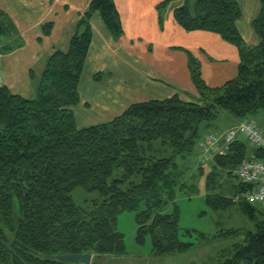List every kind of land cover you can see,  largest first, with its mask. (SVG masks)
<instances>
[{
  "label": "trees",
  "instance_id": "1",
  "mask_svg": "<svg viewBox=\"0 0 264 264\" xmlns=\"http://www.w3.org/2000/svg\"><path fill=\"white\" fill-rule=\"evenodd\" d=\"M173 3H177L173 18L182 30L215 34L238 51L236 76L209 88L199 61L184 50L190 80L204 101L201 105L199 100L173 95L132 103L106 122L76 126L73 108L79 104L78 84L92 43L91 17L100 16L114 41L124 34L114 0L90 2L67 50L49 57L34 98L0 88V264H71L56 260L63 254L122 256L125 246L117 230L122 212L135 213L136 240L142 243L149 235L153 255L191 249L192 244L179 240L177 208L172 214L159 213L183 186L185 171L177 159L191 155L203 122H214L222 111L240 120L264 113V0L252 22L258 38L254 46H248L236 28L241 17L237 0H164L156 7L160 27L163 13ZM51 29L52 24L44 25L42 34L48 36ZM17 36L0 10L1 54L22 47L18 38L14 47L3 45ZM99 74L94 80L101 79ZM166 149L171 150L170 157L157 156ZM252 158H264V151L236 142L215 158L214 167L231 177ZM215 172L206 178L207 190L216 184ZM75 188L96 193L98 199L88 209L78 207L72 198ZM234 188L237 194L245 187L239 183ZM205 202L214 211L238 204L256 228L223 252L219 264H264V213L256 219L260 208L233 203L220 194H207Z\"/></svg>",
  "mask_w": 264,
  "mask_h": 264
},
{
  "label": "crops",
  "instance_id": "2",
  "mask_svg": "<svg viewBox=\"0 0 264 264\" xmlns=\"http://www.w3.org/2000/svg\"><path fill=\"white\" fill-rule=\"evenodd\" d=\"M91 1L0 0V10L18 33L3 45L14 47L17 38L22 41V47L0 53V88L5 87L24 98H34L49 57L55 51L67 50ZM162 1L114 0L124 31L117 41L112 39L97 13L91 17L92 43L78 84L81 103L87 107L73 108L78 128L109 121L132 103L163 100L173 95L182 98L196 95L184 50L199 61L202 77L209 87H221L236 76L237 49L215 34L182 30L173 18L177 3L165 10L162 26H159L156 7ZM240 2L246 3L248 18L255 19L260 11V0ZM241 22L240 19L236 27L239 33ZM46 24H52L48 36L42 34ZM242 24L245 28L250 22ZM240 35L246 44L257 45L254 31ZM99 72H108L113 79L98 84L92 77ZM261 120L263 126L259 127L264 131V117ZM234 124L232 121L227 129Z\"/></svg>",
  "mask_w": 264,
  "mask_h": 264
},
{
  "label": "rangeland",
  "instance_id": "3",
  "mask_svg": "<svg viewBox=\"0 0 264 264\" xmlns=\"http://www.w3.org/2000/svg\"><path fill=\"white\" fill-rule=\"evenodd\" d=\"M238 1L241 11L240 19L242 20L240 34H244L246 31L253 32L252 22L254 19L250 20L248 18L245 12L246 3H241L240 0H237V2ZM253 4L254 3L251 2V6ZM258 6L259 10L260 3ZM240 19L236 22V27ZM247 21H249L250 24H248V26L245 24V28H243L242 23ZM99 73L102 75L101 79L94 80V77L96 78V75ZM99 73L94 74L92 77L98 84H103L105 81L113 79V76L108 72ZM205 85L209 87L206 83ZM183 99H187L188 101L190 99L194 101L195 99L199 100L201 101L198 103L200 105L204 103L197 92L196 95H188L187 97H183ZM83 104L84 103H81L79 97V104L74 109ZM262 117H264V113L260 112L257 115L248 116L240 120L222 111L214 122H203L201 124L199 138L191 155L184 159H177L181 169L185 171L183 175L184 178L181 180L183 186L175 190L173 203L170 202L166 204L160 210L159 214H172L175 207L177 208L179 217L178 237L181 242L192 244L189 251L184 253L165 254L162 256L153 255L152 241L149 235L144 237L142 243H138L136 240L138 227L135 220V213L122 212L117 216V230L123 236L125 254L122 256L107 255L98 257L95 264H219L223 252L229 250L235 243L241 242L245 233L249 231L254 232L256 228L254 222L250 221L247 216L242 213L238 204L219 211L212 210L206 204L205 197L207 194H220L228 199H232L233 203H238L235 202V200L239 196V193L236 194L234 187L239 183L232 178V174L231 177H229L230 175L220 171L219 168L215 169V158L221 157V155H208V152L204 151L202 148V144L209 135H222L225 131L231 129L227 128L231 125L232 121L235 122L234 125H237L242 121L250 120L256 122L258 126H260ZM106 121L107 120H105V122ZM249 151L251 152V149H249ZM171 153L170 149H166V151H162L157 156L167 158L171 156ZM224 155L225 154L222 156ZM213 170L216 171L215 173H218L219 176H217L214 188L207 190L205 187L206 178ZM114 176H118V172H115ZM72 198L76 206L88 209L91 207L92 202L98 199V195L96 193H88L81 188H75L72 192ZM253 207L260 208L261 212L260 214L257 213L256 216V219L260 220L262 213H264V205H253Z\"/></svg>",
  "mask_w": 264,
  "mask_h": 264
},
{
  "label": "built area",
  "instance_id": "4",
  "mask_svg": "<svg viewBox=\"0 0 264 264\" xmlns=\"http://www.w3.org/2000/svg\"><path fill=\"white\" fill-rule=\"evenodd\" d=\"M236 142H246L251 148L264 151V131L253 121H242L222 135L211 134L206 137L202 148L208 155L222 156ZM232 175L245 187L235 202L264 205V158L246 159Z\"/></svg>",
  "mask_w": 264,
  "mask_h": 264
},
{
  "label": "water",
  "instance_id": "5",
  "mask_svg": "<svg viewBox=\"0 0 264 264\" xmlns=\"http://www.w3.org/2000/svg\"><path fill=\"white\" fill-rule=\"evenodd\" d=\"M13 244L24 251H28L24 246L18 244L15 241L13 242ZM97 258L98 257H93L92 255L89 254H78V255L63 254L56 256L57 261L71 263V264H95Z\"/></svg>",
  "mask_w": 264,
  "mask_h": 264
}]
</instances>
